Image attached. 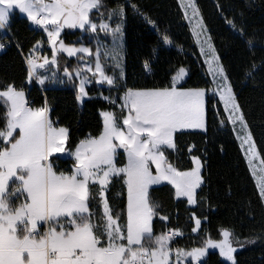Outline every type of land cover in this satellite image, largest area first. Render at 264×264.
Listing matches in <instances>:
<instances>
[{
    "label": "snow or ice",
    "instance_id": "obj_1",
    "mask_svg": "<svg viewBox=\"0 0 264 264\" xmlns=\"http://www.w3.org/2000/svg\"><path fill=\"white\" fill-rule=\"evenodd\" d=\"M102 7L103 0H0V30L8 27L10 15L18 9L47 34L51 58L45 56L41 63L29 55L25 60L29 80L35 78L41 85L49 77L39 75L37 70L49 66L58 68L60 53H66L68 57L85 54L80 57L83 67L71 72L67 67L63 69L65 77L69 80L75 77L79 81L74 85L76 100L82 101L88 95L85 86L92 83L91 77L96 78L97 84L106 83L109 88L123 86L118 84V79L126 83L122 46L127 8L143 15L135 3L119 4L107 9L105 19V13L99 12ZM186 7L193 8L189 23L201 45V54L207 57L215 89L177 87L185 74L182 67L172 76L171 86L126 87L118 97L122 102L119 105L122 122L115 112H101L102 131L96 137L81 140L71 151L74 164L70 173H57L49 161L53 154L66 152L69 130L53 126L47 103L39 108L29 107L25 92L12 84L0 90V102L6 109L5 126L0 130V141L4 143L0 148V264H172L173 255L176 264H183L187 257L191 258L192 264H197L210 248L218 249L220 257L236 264L234 253L237 248L256 242V238L237 239V247H234L232 231L224 228L220 230L222 239L209 237L202 246L185 250L173 249L170 244L175 237L183 235L179 229L154 235L153 217L158 205L150 200L151 185L166 181L175 189V197H186L189 205L197 203L196 190L203 183L201 161L194 156V167L180 171L167 162L163 149H175L174 134L177 131L206 128L207 91H213L214 95L219 93L230 123L243 125L241 143L248 145V154L252 157L250 168L255 159L251 134L247 132L221 58L211 37L205 35L207 29L202 18L197 19L199 12L191 0ZM93 10L99 12V23L91 18ZM185 18L188 19L187 13ZM114 19L118 22L112 27L110 22ZM144 19L154 24L150 18ZM227 23L236 29L233 21ZM66 28H78L88 33L95 39V52L83 44L79 47L66 44L61 39ZM100 32L111 36L110 47L100 40ZM238 35L244 39V30L239 29ZM162 40L165 44L170 43L167 34ZM246 44L254 47L251 39H247ZM4 47L0 43V49ZM101 57L103 61H111L113 75L106 73ZM117 69L119 77L115 74ZM144 69L151 70L147 60ZM256 71L257 66L253 63L245 75L250 78ZM87 73H91V77ZM57 78L53 71L51 79ZM102 98L110 104L116 102L111 96ZM16 130L18 137L14 135ZM118 149H123L127 156L123 167H118L115 161ZM152 165L155 173L151 170ZM252 171L257 178L259 197L264 201V167L258 176L256 169ZM114 177H123L127 188L125 224L120 223L121 213L114 214L106 195ZM97 185L98 192L93 195L92 188ZM20 197L23 202L15 205L13 202ZM93 200L97 201L96 211L91 210ZM161 219L166 221L168 217ZM192 219L196 225L192 232H196L201 220L195 213ZM42 225L47 227L41 234L39 227Z\"/></svg>",
    "mask_w": 264,
    "mask_h": 264
},
{
    "label": "trees",
    "instance_id": "obj_2",
    "mask_svg": "<svg viewBox=\"0 0 264 264\" xmlns=\"http://www.w3.org/2000/svg\"><path fill=\"white\" fill-rule=\"evenodd\" d=\"M203 19L205 27L215 46L221 63L233 88L236 100L240 105L244 121L264 166V0H194ZM135 3L143 15H138L127 8L124 22V74L125 81L118 79L123 86L109 88L92 78L86 86L88 98L82 103L76 100L78 81L66 78L63 85H54L46 81L43 85L37 80H29L28 67L24 61L36 44L44 38L43 30L32 27L27 17L14 12L9 21V46L0 50V90L9 84L17 90H23L33 108L47 103L49 118L56 126L69 130L66 151H74L76 145L89 136L96 137L103 129L100 115L102 111H112L122 120L120 100L126 87H166L171 86V78L178 69L185 68L187 77L178 87L210 88V81L198 56L196 44L191 36L188 23L184 19L177 0H103L104 7L99 12L116 8L119 4ZM99 12L93 10L90 15L99 23ZM144 17L150 18L149 24ZM233 21L234 30L227 21ZM114 27L116 19L112 20ZM243 29L244 39L238 35ZM167 34L170 45L165 46L162 36ZM100 40L108 43L111 36L99 33ZM66 44L96 49L95 39L90 38L80 29L61 33ZM251 39L254 47H249L246 40ZM49 51V49H48ZM82 55L68 58L60 55L61 70L67 67L71 72L79 67ZM105 71L114 74V69L106 61ZM151 65V70L144 69V61ZM60 63V64H61ZM255 63L257 71L252 77L246 72ZM117 77L118 71L115 70ZM102 96H111L115 104H110ZM206 128L201 131H177L174 134L175 149L163 151L167 162L180 171L193 167L192 157H198L202 164V185L197 191V203L189 205L185 198H176L170 184H161L149 188L150 200L158 205L157 214L153 217L154 235H160L169 229H179L182 236L175 237L171 247L191 250L203 245L207 238L220 240V230L227 228L233 233V246L236 240L256 238L254 244L237 248L234 253L236 264H264V204L250 173L245 157L225 121L223 108L213 94L206 95ZM6 109L0 102V130L4 129ZM14 135L18 137V133ZM4 146L0 141V148ZM191 148V151L189 149ZM116 164L124 165L125 153L119 150ZM72 160L53 157L56 171L71 172ZM153 171V168L151 167ZM13 187L16 185L13 184ZM93 195L98 192V185L92 188ZM115 213H121L120 223L127 219V189L123 177H114L106 193ZM23 198L15 200L18 205ZM97 201L91 202V210L96 211ZM201 220L196 232H192L195 222L192 215ZM161 217H168L165 221ZM45 225L39 227L42 234ZM183 264H192L191 258ZM199 264H231L225 262L216 251H208Z\"/></svg>",
    "mask_w": 264,
    "mask_h": 264
},
{
    "label": "rangeland",
    "instance_id": "obj_3",
    "mask_svg": "<svg viewBox=\"0 0 264 264\" xmlns=\"http://www.w3.org/2000/svg\"><path fill=\"white\" fill-rule=\"evenodd\" d=\"M177 2H178L179 6H180V8H181V10H182V13H183L184 19H185L186 22L188 23V26H189V30H190L191 36H192V38H193V40H194V42H195V44H196L197 50H198V56H199V58H200L201 63L203 64V67H204V70H205V72H206V75H207V77L209 78V81H210V88H209V89H215V84L213 83V77H212V75H211L210 72H209V65L206 63V59H207V57L201 54V45H200V43L198 42V38H197V36L194 35L192 25L189 23V20L192 18V15H193V8H192V7H186V6L188 5V3H189V0H177ZM191 3H192V4L194 5V7L197 9V6H196L194 0H191ZM197 10H198V9H197ZM14 12H18L20 15L27 17L26 14H22V13H20L18 9H16ZM14 12H13V13H14ZM198 12H199V10H198ZM13 13H12V14H13ZM186 13H187V17H188V19L185 18ZM12 14H11V15H12ZM11 15H10V17H11ZM200 18H202V17H201L200 12H199V17H197V19H200ZM202 20H203V19H202ZM9 21H10V20H9ZM117 22H118V21L116 20L115 26H116ZM203 25H204V27H205L204 22H203ZM115 26H114V27H115ZM205 28H206V27H205ZM81 31H82V30H81ZM197 31H198V29H197ZM82 32H83V31H82ZM205 35H208V36H209L208 31L205 33ZM199 39H203V37H199ZM101 41H102V40H101ZM102 42L110 47L111 44H112V38H110V41H109L108 43H106V42H104V41H102ZM211 43H212V42H211ZM41 44H42L41 41H39V43L36 44V48H37V47L39 48V46H41ZM164 45H165V46H169L170 43H167V44L164 43ZM124 46H125V44H124V36H123V46H122V55H123V56H124ZM47 47L50 48L49 51H48V50H45L44 53H41V54L39 55V61H38V62H41V63H42V62H43L42 58L45 57V56H47L49 59L51 58V46L48 44ZM61 54H65V55H67L66 53H60V55H61ZM83 55H85V54H83ZM101 58H103V57H101ZM106 62H107L109 65H111V61H106ZM60 63H61V62H60ZM92 63H93V67H94V58L92 59ZM122 66H123V70H124V57H123V60H122ZM61 67H62V63L60 64V66H59L58 68H52L51 66H49V67L46 68V69H38L37 71L40 72V73H42L44 76H48L49 79H48L47 81L50 82L51 84H54V85H63V84L65 83V80H66L67 77H65L64 75L61 74ZM79 67H83V64H82V63H79ZM184 69H185V68H184ZM178 70H179V69H178ZM53 71H55V72L57 73V76H58V78H57L55 81H53V80L51 79V76H52V72H53ZM117 71H118V75H119V70L117 69ZM176 73H177V72H176ZM87 75L90 77V76H91V73H87ZM186 77H187V70L185 69V74H184L183 78L178 82L177 87H178L181 83L184 82V80L186 79ZM34 79H35V78H34ZM61 80H62L63 82H61ZM94 80L96 81V78H95ZM78 83H79V82H78ZM88 85H89V84H86V86H88ZM101 85H107V84L104 83V84H101ZM86 86H85V90H86ZM207 93H208V94H213V91H207V92H206V95H207ZM213 95H214V94H213ZM214 96L217 98V100H218L219 103L221 104V106H222V108H223V111H224V114H225V121H223V122L221 123V126L227 125V127L232 131V133H233V135H234V138L237 140V142H238V144H239V147H240V149H241V151H242V153H243V155H244V157H245V160H246V162H247V165H248V168H249V170H250V173H251V175H252V177H253V179H254V181H255V184H256V186H257V178H256V176L253 175V171H252V169H253V168L256 169L257 176H258V175L260 174V169H261L262 167H264V166H263V163H262V161H261V158H260V156H259V154H258V152H257V150H256V147L254 148V151H255V159L253 160L252 167L250 168V166H249V160L252 159V157H251V155L248 154V145L245 144V145L242 146V143H241V138H242L243 135H244V132L242 131L243 125H241L240 123H237V124H235V125H233L232 123H230V122L228 121V112L225 110L224 103L220 100L219 93H216ZM87 98H88V96L84 97V98L82 99V101H83L84 99H87ZM82 101H79V102L82 103ZM205 101H206V96H205ZM121 103H122V102L120 101V104H121ZM120 104H119V105H120ZM102 118H103V117H102ZM121 122H122V120H121ZM56 128H61V126H56ZM64 128H65V127H64ZM180 131H201V132H204L205 129H184V130H180ZM247 132L249 133L248 128H247ZM238 137H240V138H238ZM251 143H253L252 138H251ZM253 144H254V143H253ZM254 146H255V145H254ZM165 148H167V147H165ZM165 148H164V149H165ZM164 149H163V150H164ZM119 150H123V149H118L117 152H118ZM70 153H71V152L68 153V151H66L65 153H57V154H53V155L49 158V161H50V163L53 165V157H54V156H59V157H61V158H69V159L72 160V163H71V168H72V166H73V164H74V159L70 156ZM124 153H125V152H124ZM116 155H117V153H116ZM125 157H126V156H125ZM115 160H116V157H115ZM199 160H200V159H199ZM201 165H202V164H201ZM117 166H118V165H117ZM118 167H122V166H118ZM193 167H194V165H193ZM53 168H54V166H53ZM152 168H153V173H155V166L152 165ZM201 169H202V166H201ZM54 170H55V169H54ZM189 170H190V169H189ZM55 171H56V170H55ZM186 171H187V170H186ZM56 172H57V173H60V172H62V171H60V172H59V171H56ZM65 173H67V172H65ZM68 173H70V172H68ZM161 184H169V183H167V182L165 181V182H162V183H160V184L151 185L149 188L154 187V186H158V185H161ZM171 186H172V185H171ZM174 192H175V189H174ZM22 198H23V197H22ZM176 198H177V197H176ZM179 198H185V199L187 200L186 197H179ZM263 204H264V201H263ZM126 212H127V210H126ZM45 227H47V226L45 225ZM195 227H196V225H195ZM45 229H46V228H45ZM208 251H216V252L219 253V250H218V249H212V248H210V249L207 250V252H208ZM206 254H207V253H206ZM204 258H205V257H204ZM204 258H202V259H204ZM221 258H222V257H221ZM186 259H189V258H188V257H187V258H184L183 263L185 262ZM202 259H201V260H202ZM222 259H223L225 262H227V263H231V262L227 261V260L224 259V258H222ZM175 261H176V260H175V256L173 255V257H172V264L175 263Z\"/></svg>",
    "mask_w": 264,
    "mask_h": 264
},
{
    "label": "built area",
    "instance_id": "obj_4",
    "mask_svg": "<svg viewBox=\"0 0 264 264\" xmlns=\"http://www.w3.org/2000/svg\"><path fill=\"white\" fill-rule=\"evenodd\" d=\"M32 27L36 30H39V29L43 30L39 26H36L33 24H32ZM44 35H45L44 38L41 39V43H42L41 46H39V48L38 47L36 48V46H35L27 55L24 56V61L26 60V57H28L29 55H32L34 58H36L39 61V55L41 53H44L45 50L49 49V47H47L48 46L47 34L45 32H44ZM9 37H10V34L8 31V28H6L5 30H0V43H3L5 45V47L3 49H0V50H4L9 46V43H10ZM31 80H35V79L32 78ZM28 103H29V101H28ZM172 248L175 249L176 247H172ZM173 264H176V261ZM197 264H199V261L197 262Z\"/></svg>",
    "mask_w": 264,
    "mask_h": 264
},
{
    "label": "crops",
    "instance_id": "obj_5",
    "mask_svg": "<svg viewBox=\"0 0 264 264\" xmlns=\"http://www.w3.org/2000/svg\"><path fill=\"white\" fill-rule=\"evenodd\" d=\"M31 23V22H30ZM50 49V48H49ZM63 55H65V54H63ZM82 56H84L83 54H81ZM66 57H68L67 55H65ZM68 58H72V57H68ZM79 63H80V59H79ZM38 74L39 75H41V76H44L42 73H40V72H38ZM61 74L62 75H64V73H63V71L61 70ZM78 81V80H77ZM79 82V81H78ZM26 100H27V102H28V99H27V97H26ZM28 106L29 107H31L30 105H29V103H28ZM33 108V107H32ZM103 112V111H102ZM100 115H101V112H100ZM102 117V116H101ZM102 121H103V118H102ZM53 126L54 127H56V125H54V123H53ZM15 132H17L18 133V135H19V132H18V130H16ZM86 139V138H85ZM69 153V152H68ZM125 156H126V153H125ZM127 163V156H126V161H125V163H124V165ZM124 165H122V167L124 166ZM152 167V166H151ZM127 189V188H126Z\"/></svg>",
    "mask_w": 264,
    "mask_h": 264
},
{
    "label": "water",
    "instance_id": "obj_6",
    "mask_svg": "<svg viewBox=\"0 0 264 264\" xmlns=\"http://www.w3.org/2000/svg\"><path fill=\"white\" fill-rule=\"evenodd\" d=\"M72 30H75V29H68V28H66V29H64L62 32H65V31H72ZM221 239H222V237H221Z\"/></svg>",
    "mask_w": 264,
    "mask_h": 264
}]
</instances>
